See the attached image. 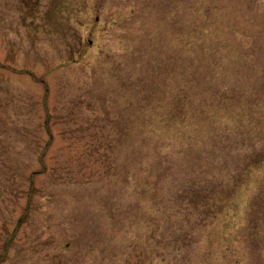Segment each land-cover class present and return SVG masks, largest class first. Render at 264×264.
Masks as SVG:
<instances>
[{
  "label": "rangeland",
  "instance_id": "374dc122",
  "mask_svg": "<svg viewBox=\"0 0 264 264\" xmlns=\"http://www.w3.org/2000/svg\"><path fill=\"white\" fill-rule=\"evenodd\" d=\"M218 3L226 27L243 40L252 32L243 47L261 53L264 68V0ZM207 6L0 0V264H264L261 176L246 167L264 145L249 141V116L178 123L161 153L140 139L164 128L141 113L148 122L170 113L186 67L202 75L196 93L212 86L206 98L223 82L180 34L191 10ZM236 65L217 90L245 110L257 92L264 98V69ZM256 111L259 119L264 108ZM241 174L249 181L228 208H195L197 196H221Z\"/></svg>",
  "mask_w": 264,
  "mask_h": 264
},
{
  "label": "trees",
  "instance_id": "16d2710c",
  "mask_svg": "<svg viewBox=\"0 0 264 264\" xmlns=\"http://www.w3.org/2000/svg\"><path fill=\"white\" fill-rule=\"evenodd\" d=\"M257 0H252V4ZM208 6L204 11H201L200 9L196 8L195 10H191L190 17H189V25L185 28V30L181 31L180 34L182 35L184 33V42L183 45L187 50L194 53H199V63L203 64L202 67H206L204 64H207V67L213 68L212 73L214 76H222L221 81L218 82L213 80V83H216L213 85L214 90L213 93L206 98V95L208 91L212 89V86H209L207 90H205L202 86L205 84L200 83L198 85V88L203 90L204 92H195L196 89L192 90L195 86V78H198L199 75L197 71H193L189 69L184 70L183 72V82L181 84L176 83L178 87H181V97L171 102L170 107V113H165L164 118H158L153 119L152 121L148 122L145 121V115L144 112L141 113V121L144 125H152L156 126L159 124H162L164 128L160 131L159 134H155V129H153V134H147L144 139L141 137V140H145V143L147 144L148 148H154L158 150L161 153L162 149H165L166 147H169V144L171 142V136L170 134L173 130H175L177 127L176 125L178 123H193L195 125L200 124L203 121H208L209 123L214 122L215 120H226L229 123L234 124L236 120H241V117H245L242 115H247L250 118L249 121V128L246 131L249 135V141L252 142L251 144L260 142L262 145H264V113H262L261 117H256V108H264V98L260 97V93H256L257 99L253 98L247 105V108L242 107L240 104L242 102H238V105H235L233 103H230V100L232 98V95L230 94L229 90L226 91H219L220 87H229L227 81H230V69H232L231 66L236 65L241 60H250V62L253 64L255 68L259 66V69H264L263 64L260 63L262 57L261 53H258L253 46L249 49L244 48L243 46L247 43L246 41L250 42V38L252 37V32H249L248 34H245L244 36L247 38V40H243L241 37V33L238 30L237 26L234 25V28L232 27H226L224 24L225 19V13L226 16H229V13L227 11H224V7L221 6V4L218 3V0H207ZM216 8L220 9L219 14L217 13L215 19L212 18L210 15L211 11L217 10ZM255 7L253 6V10ZM256 11V10H255ZM204 13V15H203ZM221 17H224L223 21ZM250 24H253L252 17H249L247 20ZM246 22V24H247ZM224 23V24H223ZM229 23H227L228 25ZM253 26V25H251ZM236 34V35H235ZM240 36V37H239ZM245 38V39H246ZM233 39L236 41H239L240 44H235ZM239 55V56H238ZM224 60L228 61V67L224 64ZM256 62H259L257 64ZM216 66V67H215ZM237 66V65H236ZM234 66V67H236ZM216 68V69H215ZM218 68H222L221 72H219ZM206 68H203L204 70ZM225 78V79H224ZM209 83L212 84L211 78L208 76ZM234 84V81H232ZM197 94L202 95V97H198L200 100L199 102H196L195 97L192 98ZM223 95V96H221ZM222 98V100H218V97ZM185 100L184 106H182V100ZM246 109H248V112H246ZM242 110V112H241ZM199 118V119H198ZM202 118V120H201ZM201 128V127H200ZM158 129V128H157ZM257 129H262L261 133H256ZM261 135V138H260ZM255 141V142H253ZM146 144H140L142 148ZM161 149V150H160ZM140 170H142L143 164L138 165ZM246 167L250 171L251 169H256L257 172H259V176H261L257 183V192H258V199L264 198V148L262 151H256L251 154ZM261 169L263 172L260 173ZM249 173V172H248ZM245 175L248 176L247 171L245 172ZM243 174L240 175V178L234 180V182L231 185H225L219 188L220 193H222L221 196L215 197L213 195L210 198L207 196H197L198 202L194 203L195 208H202L208 213H211L212 216L215 215V213L222 211L229 207L231 204L232 199L234 198L233 191L237 190V188L244 184L246 181H249V178L243 177L241 178ZM141 193L143 192H150L152 191L149 186L146 188L141 189ZM144 193V194H146ZM235 193V192H234ZM142 194V195H144ZM233 196V197H232Z\"/></svg>",
  "mask_w": 264,
  "mask_h": 264
}]
</instances>
